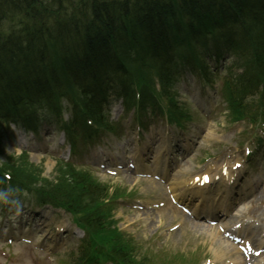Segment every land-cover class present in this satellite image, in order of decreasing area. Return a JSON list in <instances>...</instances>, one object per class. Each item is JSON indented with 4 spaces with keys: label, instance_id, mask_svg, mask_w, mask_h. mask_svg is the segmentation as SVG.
Wrapping results in <instances>:
<instances>
[{
    "label": "trees",
    "instance_id": "trees-1",
    "mask_svg": "<svg viewBox=\"0 0 264 264\" xmlns=\"http://www.w3.org/2000/svg\"><path fill=\"white\" fill-rule=\"evenodd\" d=\"M12 1V10V5L4 8ZM41 1L42 7L37 5ZM140 1L0 0V113L3 112L0 134L3 125L8 122L20 124L25 129H36L46 111L50 118L55 115L54 120H57L61 100L68 101L72 111L79 114V117L72 114L70 123H63L62 127L68 135L87 117L93 119L97 130L105 129L106 119L101 105L105 103L108 91L97 93L101 79L108 80L107 85L112 84L111 87L116 85L126 106L135 103L137 108H144L147 101L154 106L160 96L155 92V81L164 88L167 86L163 85L164 79L155 71L168 63H175L173 58H185L190 52L199 53V48L204 45L200 39L190 35L192 29L170 33L168 27L160 32L159 26L152 22L157 15L162 20L172 18L173 23L177 19L189 22L201 19L198 25L208 39L228 34L236 44L248 45L251 48L249 55L254 59L251 68L246 64L252 75L251 83L254 86L260 81L264 84V0H233L240 12L237 19L208 16V0H182L183 10H175L167 0ZM247 1H256L261 5L249 11L245 5ZM124 5L129 7L124 8ZM117 8L126 12L118 24H113L106 14L110 9ZM154 11L157 13L154 14ZM147 17L150 19L147 20ZM104 21L108 26L101 27L100 24H106ZM89 25L109 32L93 27L89 29ZM63 29L69 30V34L61 36L59 32ZM163 33L169 35L161 40V50L152 53L151 46H144L154 35ZM68 41L77 44L74 46ZM79 41L84 44L89 41L90 45L84 49L82 44L83 50L78 49ZM170 43L180 48L163 49ZM128 54L136 58L134 71L125 60ZM192 56L190 60L195 64L203 63L201 54H197L196 58ZM120 63L125 69L119 68ZM163 87L166 93L167 89ZM135 88L140 89V99L136 102ZM244 91L242 87L231 85L227 89L229 101L237 112L241 110V93ZM179 108L171 99L169 114L181 115ZM42 109L45 111L40 113ZM31 113L38 117H20ZM87 128L89 126H85ZM59 167L68 171L69 176L61 174L58 176L60 183L53 184L39 177L38 170L25 155L8 157L0 164V181L3 184L8 181L11 187L32 189L42 200L48 196L58 200L75 215L74 219L80 227L98 236L109 212L105 188L92 180L87 172L69 165ZM4 174L9 179L5 180ZM37 182L41 184L37 185ZM95 209L96 215L91 213ZM138 264H143V261Z\"/></svg>",
    "mask_w": 264,
    "mask_h": 264
},
{
    "label": "rangeland",
    "instance_id": "rangeland-1",
    "mask_svg": "<svg viewBox=\"0 0 264 264\" xmlns=\"http://www.w3.org/2000/svg\"><path fill=\"white\" fill-rule=\"evenodd\" d=\"M192 86H194L193 89L185 88V92L182 93V96L180 94H176L175 96L181 101L188 98V101L185 103L190 108H192V106L194 108L193 104H197L200 107L201 113H204V116L200 112H196L194 116L196 119L195 123L189 124L185 131H176L172 125L168 126L162 124V122H157L152 124L148 131L139 132L140 135H138L137 127L135 128V126L130 124V122L128 123V121H125L126 124H124L123 121L122 124L124 128L130 131V137L122 142V140L118 141L114 135L109 136L101 143L102 148L94 152L93 156L108 157L110 153H114L111 152L112 148L115 147L116 149L117 147L118 149L115 152H117L118 155H130L128 161L132 159L131 164H136L138 160L136 151L140 150V154L144 144L152 137L154 140L155 138L159 139L157 142L159 147L160 145L164 147L167 143L172 145L167 153L168 156H171V161L168 160L161 149L163 156L169 161L167 168L168 173L172 176H182V178H185L186 176L189 177L193 175L198 170L200 163L197 162L198 159L204 160L206 154L212 153L215 155L212 158H207L200 165L203 168H206L209 164L217 165L223 158L227 159L229 148L233 149L236 147L234 144H238L236 138L239 136L238 133L242 127L240 124L228 126L230 122L226 117L225 110L222 111L224 105L222 103H220V107L217 105V107H215L216 110L209 116L211 112L210 108H212L213 105L215 106L214 100L212 98L207 99V94L203 88L197 90L195 84H192ZM197 94L200 96L197 97ZM188 96H191V98ZM249 103L253 104L252 101H249ZM109 108L111 110V119L113 120H116L117 116L122 113L120 103L116 101L114 97L110 98ZM64 115L66 116L65 113ZM13 127L15 132L18 131L15 126ZM199 127L202 129L201 133L197 130ZM61 134L62 132H57L53 126L45 125L44 129H41L39 134L31 139H25V144H22L24 145L22 146L23 148L16 146L14 141L15 138L8 136L4 137L2 139L4 147L3 153L0 155V161L4 162V156L10 157L17 155L20 153L21 149L27 147L30 154L28 160L34 165L36 170H38L39 177H44L49 182L56 184L59 182V175L63 174L64 177L69 176L68 171L61 169L56 162V157L58 158V155H62L63 151L66 152V146L61 144L57 139L61 138ZM14 135L16 136V134ZM184 141L188 142L187 151L181 146L175 145L182 144ZM230 144H233V147H231ZM60 151H62V153H59ZM145 156L146 160H144V162L146 164L143 169H148L154 163L155 157L150 156L149 152ZM258 160H264V151ZM89 167L94 171L93 173L88 172L89 177L95 182L111 187L109 188L110 190L113 191L115 187H119L120 194L122 191H125L124 188H132V191H136V198H134L135 196L131 199L122 198V200L118 202L116 208L114 207V209L111 210V219L116 220L117 226L123 231L131 235H136V241L141 240L144 248L149 247L159 253L167 252L174 255L182 253L187 258L191 255H195V257L201 256L202 258L204 257L201 264H228L229 261L234 258V253H230L229 250L226 249L228 246L221 247L216 243L217 239H211L209 235L210 229H208L211 225L207 222L200 221V219L193 214L188 215L183 213L180 207L166 198V196H163L165 192L168 197L171 196L170 192L166 190L167 186L165 184L159 183L158 181L145 180L143 178L133 180L134 178L132 176H125L124 173H121L119 176L110 177L99 169L95 170L92 169L91 166ZM78 169L82 172L86 171L82 167ZM261 170L264 174V166H262ZM36 184L40 185L41 183L37 182ZM150 194L163 204H161L160 209H158L157 215L152 220L145 222L138 219L139 213L137 212H139V210L135 205ZM260 198V196H257V199ZM9 202L11 203L12 210L18 208V212L12 215L14 219L11 217V219L6 220L4 216L0 217V264H30L27 257H24L23 263L20 262L22 256H24V250L19 247L20 244H13L14 246L9 249L4 243L10 238L18 240L21 233H23V235H30L34 230H39L37 220H35L34 225L31 227L30 224H32V220H34L33 217H37L33 215L34 210L37 211L40 210V208L44 210V207L35 204L34 198L23 192H10ZM187 206L191 210L190 204H187ZM1 211L2 208H0V212ZM56 212L57 213H53V215L51 213V221L53 223L65 222L67 219L71 221L69 214H64V212L61 213L59 211ZM43 214L44 211L40 215ZM45 217L47 218V215ZM12 220L13 222L10 224ZM27 222L29 227L26 228ZM48 222H45L42 226V232L47 233L48 242L54 243L56 238L53 232L47 227ZM71 227L73 228L72 225ZM216 229V227H211L210 232L216 231ZM77 238L76 236L74 238L70 236L68 246L63 248L68 254L60 256L59 260H69L73 257V253L71 252L78 244ZM59 243L60 246L67 244L63 239L60 240ZM158 244L161 246H157ZM223 250H225V255H221ZM256 261L257 264H261V261H264V257ZM245 262V259H241L238 263L244 264Z\"/></svg>",
    "mask_w": 264,
    "mask_h": 264
},
{
    "label": "bare ground",
    "instance_id": "bare-ground-1",
    "mask_svg": "<svg viewBox=\"0 0 264 264\" xmlns=\"http://www.w3.org/2000/svg\"><path fill=\"white\" fill-rule=\"evenodd\" d=\"M16 1H19V0H16ZM167 1H170L171 6H173V8L175 10H183V8H184L182 0H167ZM202 1L207 2L206 0H202ZM140 2L143 3L144 0H141ZM207 3L209 4L208 5V11H209L208 16L211 15V17H213L214 19H216L217 17H221V16H230L231 19H237V14L240 13L239 10H236V8L238 7L237 6L238 4L233 0H208ZM9 5H12L11 6V10H12L13 5H14V1L8 2V5L5 6L4 8L8 7ZM37 5L42 7L43 1L37 2ZM245 5L249 11H252L254 9L259 8L261 4L257 3L256 1H251V2L247 1V2H245ZM127 7H129V6L124 5V8H127ZM125 12H126V10L122 9V8H117V9H112V10L110 9L108 11V13L106 14V18L108 20H110L113 24H118L120 22V17ZM155 13H157V11H154V14ZM241 13H243V11ZM146 19L149 20L150 17H147ZM200 20L201 19H198L195 22H189V21L177 19L176 22L173 23L172 18L162 20L160 18V16L157 15V17L155 16V18L152 22H155L157 24V26H159L157 28L159 29L160 32H164L163 28L167 29L168 27H169L168 30L170 31V33H173L174 31L175 32L180 31L183 33V32H186V31H189L192 29L193 33H190V35L192 37H197L198 39H200L204 43V45L199 48V54L206 52L208 50L209 44L213 43V44L221 45V47L225 48L226 57H228L230 59V61L239 68L240 71L243 69H246L247 65L249 66V68H251L254 65V59H253V57H251L249 55L251 48L248 45L236 44V42H234L232 39H230V36L228 34L220 35V36H218L217 39H208V36H206V34L204 32H202L201 27L198 25ZM104 22L106 23V21H104ZM172 23L174 25L172 27H170ZM121 24H122V22H121ZM106 25L108 26L107 23L103 24V25L100 24L101 27H105ZM91 27H93V26L89 25V29ZM101 27L100 28L93 27V28H95L99 31L109 32L107 29L104 30ZM69 32H70L69 30L63 29L59 32V34L61 36H63V35L69 34ZM168 35H169L168 33H163V34H160L159 36L154 35L149 40V42H147V43L145 42V45L144 44L143 45L145 47L151 46L150 50L152 51V53L155 51L161 50V46H162L161 40L163 38H167ZM79 42H78L79 45L77 46V48L83 50L82 44H84V43H81L82 41H79ZM68 43H70L72 45L77 44V43L73 44L70 41H68ZM89 43H90L89 41L85 42L84 49L88 48V46L90 45ZM179 48H180V46L173 44V43H170L163 49H179ZM196 55L197 54L195 52H190L187 54V56L185 58H178V57L173 58V61H177L179 63H168V64L164 65L163 67H161L160 69L156 70L155 73L157 74V76L164 79L162 82L163 85L168 86L173 81V79L175 78V75H176L177 71H179L180 67H182V70L184 71L187 69L186 68L187 66L192 65V64L194 66V64L196 62H192V60H190V59H191V56L193 58L194 57L196 58L197 57ZM209 59L211 61H217L218 59H220V54L211 53V54H209ZM125 60L128 61L127 63H129L128 67L134 71L135 70V61L134 60H136L135 56L128 54L127 56H125ZM237 60H240V61H237ZM179 64H181V65H179ZM118 65H119V68L125 69L123 64L120 63ZM107 84H108V80L101 79L99 81L98 87L96 88L97 93H103V92L108 91L106 100L109 98H112V97L120 98L122 96L120 94V92H118L116 85L111 87L112 84H109V85H107ZM167 86H165V87H167ZM110 87H111V89L109 90ZM122 87H124V86H122ZM70 112L79 117V114H76L74 111L71 110ZM2 116H3V112L0 113V117H2ZM21 116L22 117L23 116L24 117L32 116L34 118L38 117L37 114H35V113L34 114L31 113L30 115L29 114L28 115H20V117ZM50 116L52 117L51 114H50ZM31 119H33V118H31ZM54 119H55V115L51 118V120L53 122H55ZM143 150L146 153V149L144 147H143ZM143 159H144L143 156H140V160H143ZM156 161L160 162L158 156H156ZM162 167H166V166L163 165ZM163 175H165V173H163ZM168 177H169L168 175H165V178L168 179ZM133 180H136V179H133ZM202 189H204V187H200L197 183H195L193 178H191V180H187V181L183 182L182 184L171 185V190L175 193V196L177 198L181 199L185 195H189V193H191V196L196 195L197 197L200 198V200H198V202L196 203V206L202 205L203 207H205V206H208V201L206 200L205 195H204V191H202ZM95 211L97 212V210L95 209V210L91 211V213L96 215ZM101 213H102V211H101ZM216 235H218V234H216ZM230 251L234 253V250H230ZM222 255H225L224 251H223Z\"/></svg>",
    "mask_w": 264,
    "mask_h": 264
}]
</instances>
